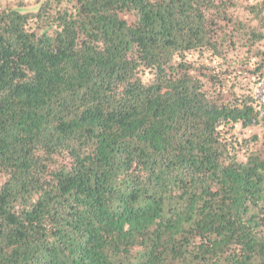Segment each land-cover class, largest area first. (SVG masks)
<instances>
[{
    "label": "trees",
    "instance_id": "trees-1",
    "mask_svg": "<svg viewBox=\"0 0 264 264\" xmlns=\"http://www.w3.org/2000/svg\"><path fill=\"white\" fill-rule=\"evenodd\" d=\"M0 264H264V0L1 8Z\"/></svg>",
    "mask_w": 264,
    "mask_h": 264
},
{
    "label": "rangeland",
    "instance_id": "rangeland-1",
    "mask_svg": "<svg viewBox=\"0 0 264 264\" xmlns=\"http://www.w3.org/2000/svg\"><path fill=\"white\" fill-rule=\"evenodd\" d=\"M40 0H0V10L3 7L11 6V7H18L19 5L22 7V9L26 10H33L36 7V4ZM56 1V0H53ZM62 4H70L73 0H60ZM249 2H253L255 0H248Z\"/></svg>",
    "mask_w": 264,
    "mask_h": 264
}]
</instances>
